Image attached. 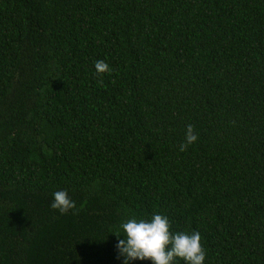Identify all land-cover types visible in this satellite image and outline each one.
I'll list each match as a JSON object with an SVG mask.
<instances>
[{
	"label": "trees",
	"instance_id": "obj_1",
	"mask_svg": "<svg viewBox=\"0 0 264 264\" xmlns=\"http://www.w3.org/2000/svg\"><path fill=\"white\" fill-rule=\"evenodd\" d=\"M0 264H264V0H0Z\"/></svg>",
	"mask_w": 264,
	"mask_h": 264
}]
</instances>
